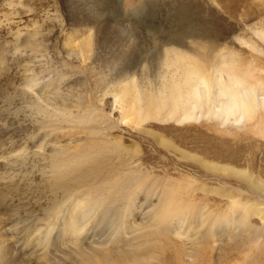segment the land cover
<instances>
[{
  "label": "rangeland",
  "instance_id": "374dc122",
  "mask_svg": "<svg viewBox=\"0 0 264 264\" xmlns=\"http://www.w3.org/2000/svg\"><path fill=\"white\" fill-rule=\"evenodd\" d=\"M233 3L240 10L258 9L252 0H221L219 6L211 0H0V264H89L104 245L123 251L127 241L135 243L134 238L150 233L149 238L159 244L150 264H199L191 256L197 248L205 255L202 264H245L239 245L245 233L233 226L221 229L215 243L203 246L192 242L193 231L190 239L175 232L161 236L148 226L155 211L141 205L146 194L155 204L161 180L169 175L180 180L185 170L198 173V168L167 150L157 136L140 133L122 119V106L114 96L129 77L138 82L145 73L147 78H158L164 70L163 53L171 47L192 53L196 43L216 44L238 50L244 58L253 54L263 60L264 41L251 29L262 25L260 17L255 13L249 20H240L227 11ZM182 16L190 18L183 28L194 29L186 32L181 45L176 19ZM245 33L263 51L242 44ZM57 107L68 108L77 117L87 110L95 120L83 124L49 118V110ZM243 123L218 125L217 119L200 115L195 122L150 120L143 125L193 152H201L203 143L231 146L244 135L242 143L251 145L246 153L264 160L260 151L264 136L242 128ZM114 135L123 136L132 149L139 146L141 169L151 175L144 180L154 182L136 194L133 205L127 194L136 190L116 192L133 173L130 157L116 148ZM60 145L70 148L72 161L65 157L68 162L62 167L54 159ZM105 187L102 196L105 204L115 200L110 213L121 221L119 230L106 221L98 228L96 222L105 211L101 205L94 214L97 220H89V232L83 234L86 240L65 235V216L73 199L83 191ZM195 194L198 199H215ZM181 227L183 233L187 224ZM144 248L134 249L132 255Z\"/></svg>",
  "mask_w": 264,
  "mask_h": 264
},
{
  "label": "bare ground",
  "instance_id": "6f19581e",
  "mask_svg": "<svg viewBox=\"0 0 264 264\" xmlns=\"http://www.w3.org/2000/svg\"><path fill=\"white\" fill-rule=\"evenodd\" d=\"M211 1L219 6L221 0ZM253 2L257 3L258 9L251 7L250 10L245 6L240 10L237 3L226 8L229 13L244 21L249 20L256 13L260 17L262 25L257 27L258 29L255 27L251 29L258 38L264 41V0H252V4ZM184 13L186 12L184 11ZM182 17V19H176V23L181 26V28L178 26L180 34L177 39L181 45L186 32L194 29L193 27L188 30L185 29L186 27L183 28L185 23L190 22V18ZM240 40L242 44H246L251 49L263 51L257 40L248 36L247 33L243 34ZM85 42L90 48V39L88 38ZM191 50L192 53L175 47L167 48L162 59L164 70L156 75L158 78H147L145 73V78L143 77L141 82H138L133 77H129L125 84L114 92V96L117 97L123 109L122 119L131 122L140 133L157 136L159 142L167 150L179 154L181 158L198 168V173L189 170L181 172L180 176H183L180 180L170 175L161 180L162 188L160 194L155 197V204L148 201L149 196L147 197L146 194L141 205L148 204L150 209L155 211L150 217L148 226L158 229L157 234L161 236L167 235L168 232H175L179 235H187L189 238L190 232L193 231L192 242L198 241L202 246L215 243L221 229L233 226L239 232L245 233L239 242V245L243 247L245 264H264V160L256 158L252 152L246 153V150L251 148L249 143H242L243 137L246 136L242 135L231 146H227L225 141L221 147L220 145L209 147L203 143L201 152L195 150L193 152L175 145L172 139L156 133L148 128V125H143L150 120L166 122L169 119H174L179 123L195 122L199 121L201 115L217 119L218 125L227 121H232L237 125L244 121L242 128L251 129L250 131L255 129L256 134L264 136V59L257 60L253 54L251 58H244L237 52L238 50L227 46L219 48L216 44L206 46L196 43ZM29 86L31 89V85ZM38 109L42 110L41 105ZM54 110V112L49 110L52 112L49 118L51 117L53 120L65 122L70 120L83 124L95 120L87 110H85L86 113L78 117L68 111V108L57 107ZM162 127L161 129H163ZM202 134L207 137L206 132ZM107 135L109 134L107 133ZM115 144L118 150L130 157L129 164L132 165L130 171L133 173L128 181L124 182L123 187L116 192L136 190L134 193L127 194L131 205H133L136 194L139 195L140 192L149 189L154 182L152 180L146 184L144 180L150 178L151 175L141 169L142 160L139 146L135 149L127 146L123 136H115ZM219 144L221 143L219 142ZM199 148L201 147L199 146ZM56 151L54 155V159L58 160L56 165L62 167L68 162L67 160L71 159L70 148L63 145ZM260 151L264 152L262 149ZM71 157L77 158L78 156ZM106 186L108 187V185ZM105 189L107 190L106 187L97 189L101 192L93 189L86 190L73 199L72 209L65 216L63 229L65 235L71 236L76 241L85 239L83 234L85 232H87L85 235L88 234L87 226L90 221L97 220V214H94L101 205L105 206V211L101 220L96 222L98 228L102 222L106 221L110 225L109 227L114 225L113 227L119 230L121 221L120 223L117 219L115 221L114 214L110 213L111 207H116L115 200L112 199L105 204L106 199L102 196L106 192ZM196 191L202 193L204 197L213 195L215 199H198ZM74 194L69 199H72ZM210 199L212 205H210ZM121 202V204H129L128 201ZM215 206L217 207L215 208ZM194 213L196 215L192 217ZM184 223L187 224V229H184L185 231L182 233L180 229L182 225L184 227ZM122 224L124 225V223ZM90 229H92L91 226ZM92 230L95 231V227ZM150 235L151 233L147 236L140 235L134 238L135 243L127 241L128 245H125L127 247L123 251L112 245V247L107 246L110 242L108 241L104 248L101 247L102 251L98 249L99 252H96V256L90 260L89 264H150L149 259L154 258V248L159 246L157 242L149 238ZM237 235L240 236L241 233ZM140 246L141 248L145 247L144 251L142 253L136 251L132 255V251ZM191 256L199 264L205 260L202 248L195 249L194 255Z\"/></svg>",
  "mask_w": 264,
  "mask_h": 264
}]
</instances>
